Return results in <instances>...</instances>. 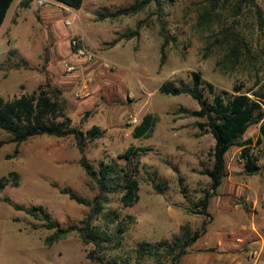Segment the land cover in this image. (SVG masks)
I'll return each mask as SVG.
<instances>
[{"label":"rangeland","instance_id":"obj_1","mask_svg":"<svg viewBox=\"0 0 264 264\" xmlns=\"http://www.w3.org/2000/svg\"><path fill=\"white\" fill-rule=\"evenodd\" d=\"M134 1L83 0L81 8L74 9L55 0H34L26 8L13 9L12 5L9 9L0 30V95L12 100L50 83L61 88L67 101L66 114L74 126L87 132L97 125L105 132L102 138L89 142L83 154L73 135L32 137L20 145L19 153L11 159L7 155L14 153L16 144L0 146V178L15 171L20 181L18 187L10 184L0 190V264H97L87 256L95 246L84 244L76 232L49 246L45 239L53 230L42 227L41 221L4 201L9 197L13 203L42 205L62 226L80 224L90 207L70 200L60 188L70 187L87 199H93L99 192L97 184L80 164L83 155L96 168L102 161L124 167L126 159L119 155L129 146L151 148L140 155L141 169L136 177L138 202L125 206L122 194H112L93 221L112 232L121 226L125 228L123 243L108 248V258L116 254L131 255L136 264V251L142 241L172 240L182 226L194 231L207 220L205 215L193 213L191 209L210 186V177L200 170L213 165L209 152L215 139L196 126L197 121L204 119L180 110L199 109L197 100L188 94H162L159 88L165 81L192 85L194 72L219 91L233 92L236 85H244V91L264 87V29L259 28L255 13L247 11L242 18V29L263 61L260 59L252 68L224 71L217 66L221 57L217 52L206 55V36L196 27L197 9L204 0H165L162 18L169 33L177 39L165 48L162 63L164 39L155 3L134 15L98 18V11L115 10ZM257 2L264 10V0ZM145 18L149 22L141 28L140 36L111 44L127 30L137 29L138 21ZM76 38L84 41L92 58L79 55L73 48L72 40ZM8 49L9 54L5 53ZM147 113L159 117L153 133L149 137L134 138V127ZM258 137L263 142L252 145L251 150L258 155V164L264 172L261 124L252 125L244 139L252 138L255 142ZM9 138V133L0 130V140ZM226 169L227 174L232 170L234 178L244 183L245 188L258 187L262 179L260 175L246 173L245 159L237 146L226 154ZM262 190L263 195L255 197L251 189L249 203L243 188L234 190V186L224 181L219 188L222 198L210 199L207 233L190 248L199 255L197 264L221 259V254L207 249L208 246L222 251L224 258L231 253L232 243L240 235H225L232 220L240 218L239 214L243 219L253 218L264 233ZM240 203L243 206L236 208ZM243 234L249 238V233ZM221 241L223 246L217 248ZM246 248L249 252L263 249L264 255V242L251 241ZM261 259L264 264V258ZM140 262L155 264L150 258Z\"/></svg>","mask_w":264,"mask_h":264},{"label":"trees","instance_id":"obj_2","mask_svg":"<svg viewBox=\"0 0 264 264\" xmlns=\"http://www.w3.org/2000/svg\"><path fill=\"white\" fill-rule=\"evenodd\" d=\"M31 0H22L21 7L29 6ZM68 7L79 9L83 0H55ZM14 0H0V28L4 23L7 13ZM165 0H135L133 3L119 7L115 10L104 9L98 11L99 19L118 18L129 16L144 11L152 3L157 6L159 13L160 34L164 39L162 45L161 62L165 60V48L175 43L176 36L169 33L167 25L162 18V9ZM196 27L206 36L207 53L217 52L221 57L217 66L226 71H234L241 68L255 67L263 56L258 53L252 41L249 40L242 29V18L247 11L254 12L257 24L264 29V10L257 0H204L198 7ZM149 18L139 20L137 29L127 30L114 39L111 44H117L123 38L140 36L143 26L148 25ZM244 85H236L233 92L218 90L211 82L202 79L197 72L193 73L192 85H178L172 81H165L159 88L162 94L178 96L188 94L199 103V109L181 108L190 116L204 119L195 124L202 133H211L215 139V145L210 150L213 158L212 167H204L201 174L211 179L210 186L204 192V196L195 203L191 209L193 213L205 215V220L200 229L192 230L182 226L178 234L172 240L161 239L158 242L142 241L136 251V264H141L145 258L154 259L155 264H180L182 258L187 255L193 246L208 231V223L211 219L209 212L210 199L218 194L224 178L227 176L226 154L234 146L240 147L245 159L246 173L249 175L260 172L258 155L252 152V145H260L262 137L254 142L252 138L244 139L248 129L252 125L261 124L264 134V87L258 89L248 88ZM208 90V95L206 94ZM67 101L63 97L61 88L47 83L46 87L39 86L32 93L22 94L12 100H7L0 95V130L9 133L8 140H0V146L6 143H15L14 153L8 154L11 159L19 153L20 145L30 138L38 135H49L65 138L73 135L79 151L83 154L89 142L100 139L104 130L95 125L87 132L73 125L71 117L66 114ZM159 117L153 113L145 114L141 121L133 129V137H149ZM151 150L150 147L129 146L119 157L126 159V165L122 167L118 163L102 161L98 168L83 155L80 164L89 178L97 184L99 192L93 199L81 196L70 187L60 188V192L67 195L70 200L78 204L90 207V212L80 222L69 226H62L53 219L42 205L27 206L21 203H13L9 197L4 201L11 203L18 211H23L37 221L41 226L53 230L45 239L47 245L66 238L70 233L76 232L84 244H93L95 248L88 252V258L97 264H133V256L116 254L107 257V249L118 247L124 241V226L112 232L107 227H101L93 223L100 215L112 194H122L121 199L125 206H132L139 200V182L137 175L141 169L140 155ZM12 184L18 187L19 175L12 171L0 178V190ZM35 226V225H34ZM37 228V227H34ZM135 264V263H134Z\"/></svg>","mask_w":264,"mask_h":264},{"label":"crops","instance_id":"obj_3","mask_svg":"<svg viewBox=\"0 0 264 264\" xmlns=\"http://www.w3.org/2000/svg\"><path fill=\"white\" fill-rule=\"evenodd\" d=\"M21 1L22 0H14V2L12 3L13 9L19 8V6H21ZM33 1L34 0L30 1V4H29L30 6L33 4ZM36 1L38 2V0H36ZM2 26H1V28H2ZM1 28H0V30H1ZM10 49H8L7 52H5V53L9 54ZM253 175L262 176V179H259V181L257 183L259 188L256 186L254 188H251L250 186L249 187L246 186V188H245L244 183H242V182H240L234 178L232 170H229V173L224 178L222 184L224 183V181L227 180L230 187L234 186V190H239L240 188H243L245 193L248 194L246 197V200L250 203V200H251L250 191H251V189H253L255 191V197H260L262 192H263L262 188L264 189V172L260 170L259 174H253ZM215 196H217V197L219 196L220 199L222 198L219 195V189H218V194ZM222 200H224V198ZM223 206H225L224 203H223ZM235 206H236V208H238V207L243 206V204L240 203V204H236ZM239 217L240 218L238 220H232L233 223H232V225H230V227H228L227 233L225 235V236H229V234H232V233H237V235H240V237L237 240L233 241V243H232L233 247L231 249V253L226 258H224L223 253H221L222 251H219L215 247L208 246L207 249H215L216 253L219 252L221 254V259L218 262L212 261V262H210V264L211 263H215V264H252V262H253L252 254L255 251H259V253H260L259 263L263 264L262 259H261V257L264 258V255H262L263 249H260V250L254 249L252 252H249V251H247V248H246L248 242L252 241L254 244H257L258 242L259 243L264 242V233L262 232L263 230H261V226L256 224L254 222V219L251 217H246V219L244 218L246 220V222L243 219L242 214H239ZM234 219H236V217ZM248 220L251 222V225L247 222ZM246 232L249 233V238L243 234ZM241 235H243V236H241ZM205 243H208V242H205ZM223 244H224V241H221L219 244H217L216 247L220 248L221 246H223ZM193 248H194V246H193ZM203 248H206V247H203ZM198 256H196L194 252L190 251V253H188L187 255H185L183 257V261L181 262V264H197L198 260H199Z\"/></svg>","mask_w":264,"mask_h":264},{"label":"built area","instance_id":"obj_4","mask_svg":"<svg viewBox=\"0 0 264 264\" xmlns=\"http://www.w3.org/2000/svg\"><path fill=\"white\" fill-rule=\"evenodd\" d=\"M40 4L42 5L44 3L41 1ZM72 46H73L74 49L77 50L79 55H82V56L83 55H89L88 57L92 58L91 53L87 50V48L85 46V43H84V41L82 39H79V38L73 39L72 40ZM259 258H260L259 251H255L252 254V259H253L252 264H260L259 263ZM211 264H215V263H211Z\"/></svg>","mask_w":264,"mask_h":264}]
</instances>
